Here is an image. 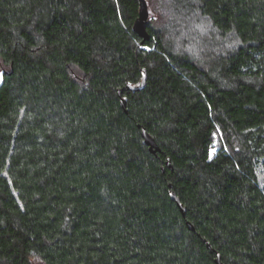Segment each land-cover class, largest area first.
I'll return each mask as SVG.
<instances>
[{
  "label": "trees",
  "instance_id": "obj_1",
  "mask_svg": "<svg viewBox=\"0 0 264 264\" xmlns=\"http://www.w3.org/2000/svg\"><path fill=\"white\" fill-rule=\"evenodd\" d=\"M147 2L0 0V264H264V0Z\"/></svg>",
  "mask_w": 264,
  "mask_h": 264
},
{
  "label": "water",
  "instance_id": "obj_2",
  "mask_svg": "<svg viewBox=\"0 0 264 264\" xmlns=\"http://www.w3.org/2000/svg\"><path fill=\"white\" fill-rule=\"evenodd\" d=\"M140 2V8H139V16L138 18L135 20L134 23V30L141 36L144 37L145 39H149L150 35L147 31V21L149 19L150 16V11H149V7H148V2L147 0H139ZM9 72L6 69H3L0 71V89L2 88V86L4 85L5 82V76L8 74ZM146 80H147V72L146 69H143V78L142 81L140 83H138L137 85H133L132 83L128 82L127 83V88L133 91H138L141 90L145 87L146 85ZM123 93V89L119 90V94L122 95ZM121 103L122 106L124 108H126V104H127V99L125 97H122L121 99ZM143 137L145 139V143L147 145H149L150 150L154 153H156L157 151L160 150V147L157 143V141L155 140V138L153 136H151L145 128H143ZM169 164V163H168ZM170 165V164H169ZM171 197L173 200H175L180 209L182 210L183 214H186V209L183 205V203L181 202L180 198L176 195V193L174 192V190L170 191ZM188 225L190 227V229L195 230L194 226L188 222ZM208 247L210 249H212V246L210 243H208ZM216 263L217 264H224L221 260V256L220 254H218L217 258H216Z\"/></svg>",
  "mask_w": 264,
  "mask_h": 264
},
{
  "label": "rangeland",
  "instance_id": "obj_3",
  "mask_svg": "<svg viewBox=\"0 0 264 264\" xmlns=\"http://www.w3.org/2000/svg\"><path fill=\"white\" fill-rule=\"evenodd\" d=\"M147 1H150V5H151V7H150V9L152 10V11H154L155 13H156V15L157 16H159L160 15V12H161V5H162V2H163V0H147ZM198 29H200L201 28V33L203 34V33H210V28L207 26V25H205V24H201L199 27H197ZM179 41V40H178ZM215 151H216V149L214 148L213 150H212V155L213 154H215Z\"/></svg>",
  "mask_w": 264,
  "mask_h": 264
}]
</instances>
